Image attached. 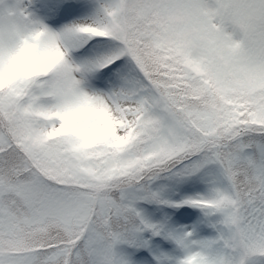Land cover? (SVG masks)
<instances>
[{"label":"snow or ice","instance_id":"snow-or-ice-1","mask_svg":"<svg viewBox=\"0 0 264 264\" xmlns=\"http://www.w3.org/2000/svg\"><path fill=\"white\" fill-rule=\"evenodd\" d=\"M0 264H264V0H0Z\"/></svg>","mask_w":264,"mask_h":264}]
</instances>
